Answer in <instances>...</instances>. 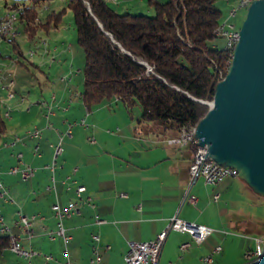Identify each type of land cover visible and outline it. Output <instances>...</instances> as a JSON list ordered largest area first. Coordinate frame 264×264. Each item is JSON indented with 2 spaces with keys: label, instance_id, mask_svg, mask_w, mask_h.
Segmentation results:
<instances>
[{
  "label": "crops",
  "instance_id": "1",
  "mask_svg": "<svg viewBox=\"0 0 264 264\" xmlns=\"http://www.w3.org/2000/svg\"><path fill=\"white\" fill-rule=\"evenodd\" d=\"M117 4L118 12L152 9L145 0H117ZM29 41L31 59L0 52V192L9 190L0 196V215L8 234L40 253L28 264H125L128 241L155 239L173 216L212 231L197 244L189 233L170 230L158 264H249L244 252L264 249L257 242L264 234V218L244 207L247 203L257 209L261 196L246 183L238 177L216 185L202 177L193 180L191 147L167 144L171 136L159 133L156 126L138 124L139 113H129L117 98L91 106L83 103L82 89L73 83L76 47L70 26L58 24L47 34L39 30ZM9 79L14 80L10 88ZM48 108L52 113L46 117ZM33 128L40 130L38 137L29 136ZM60 136L63 151L52 171L53 145ZM14 166L17 172H10ZM26 166L33 168V174L24 180L21 170ZM78 185L85 187L79 212L63 219L71 238L66 242L57 235L50 238L57 223L53 205L64 207L76 199ZM18 212L34 215L32 236L17 223ZM232 232L243 236L229 239ZM8 234L0 232L1 237ZM93 235H98L97 242ZM94 244L101 254L99 263L91 262ZM181 244L187 245L181 249ZM44 254L52 258L46 260ZM208 255L211 262L204 260ZM28 261L5 239L0 241V264Z\"/></svg>",
  "mask_w": 264,
  "mask_h": 264
},
{
  "label": "trees",
  "instance_id": "2",
  "mask_svg": "<svg viewBox=\"0 0 264 264\" xmlns=\"http://www.w3.org/2000/svg\"><path fill=\"white\" fill-rule=\"evenodd\" d=\"M50 1L13 0L4 6L17 11L13 26H21L31 40L60 21L62 12L40 16L39 9ZM67 1L84 53L81 99L86 106L117 98L132 113L138 105L137 123L156 126L167 137L206 113L208 105L201 101L212 100L232 57L210 42L218 37L222 18L216 0H147L154 14L118 12L107 0ZM9 40L18 47L15 36ZM4 239L9 244L0 236Z\"/></svg>",
  "mask_w": 264,
  "mask_h": 264
},
{
  "label": "water",
  "instance_id": "3",
  "mask_svg": "<svg viewBox=\"0 0 264 264\" xmlns=\"http://www.w3.org/2000/svg\"><path fill=\"white\" fill-rule=\"evenodd\" d=\"M238 33L195 138L208 158L236 168L238 178L264 196V0L249 4Z\"/></svg>",
  "mask_w": 264,
  "mask_h": 264
},
{
  "label": "built area",
  "instance_id": "4",
  "mask_svg": "<svg viewBox=\"0 0 264 264\" xmlns=\"http://www.w3.org/2000/svg\"><path fill=\"white\" fill-rule=\"evenodd\" d=\"M116 1V0H113ZM252 0H238L237 6H233L232 10L229 11V18L230 15H236L237 11L240 8L246 7ZM235 7V8H234ZM217 36L224 37L226 39L225 48L229 49L230 52H233L234 46L238 39V32L229 24V21L225 20L224 22L220 23V32H215ZM11 36H15L16 32L14 31L13 34H9ZM31 54V52H30ZM14 82L13 79L8 80L7 87L10 88V83ZM9 96L10 91H9ZM45 103V102H43ZM52 111L48 110L45 113L47 117L51 114ZM8 115V112L5 113ZM83 123V120H82ZM40 134V130L38 128H33L29 131V136L31 137H38ZM66 134H70V129L67 130ZM62 137L60 136L58 141L53 145V160L50 165L51 170L53 171L56 163L57 157L62 153L63 146H62ZM166 143L169 145H174L177 147H191L192 149V157L191 163L189 166V173L191 179L195 180L197 177H202L205 183L210 185H216L222 182L227 177H236L237 170L232 166H225L220 165L213 161L212 159L206 156V149L204 146H200L197 144V139L195 138V124L194 125H185L180 128L179 132L175 136L168 137L166 139ZM36 150V148H35ZM17 167L14 166L10 168V172H17ZM75 173V169L73 171ZM33 174V168L31 166H26L24 169L21 170V176L24 180L30 177ZM52 179H54L52 177ZM0 187H2L0 183ZM84 185H78L76 187V193L78 197L76 199H71L64 207H60L57 203L53 205L54 215L57 219L56 229L54 231L49 232V237L53 238L54 235L62 237L64 242L69 240L71 236L66 232V229L63 225V219L69 217L71 215L77 214L79 212L78 205L82 201V197L80 193L84 191ZM9 192L8 189L2 188L0 192V196H4ZM218 195H215L217 198ZM189 199L191 201L195 200L194 196H190ZM90 198H87V201L90 202ZM17 223L25 230L27 235L30 237L32 236V229L31 223L34 219V215H27L22 212H18ZM0 222L1 227L0 231L2 233L8 232L9 227L4 225L3 217L0 215ZM98 223L105 222L104 220H96ZM174 229L178 231H187L189 232L195 241L199 243L204 238H206L212 231V229L204 224H199L195 222H188L186 220L180 219L177 216L170 219V222L166 225V227L160 231L156 238L152 241H128V250L123 257L125 264H158L159 253L163 244V241L168 233L169 230ZM93 241L97 242L99 240L98 235H93ZM9 246L10 248L15 251L18 255L23 256L24 258H29L33 255L40 254L38 251L33 250L32 248L25 249L23 248L15 236L10 235L8 237ZM261 240V239H259ZM186 244H181L180 248H184ZM108 248L107 246L105 247ZM220 246L215 248V251H219ZM260 253V249L256 251V253ZM252 253H255L253 250H248L244 254L245 258L248 259ZM92 254L93 257L91 258L92 263H99L101 261V254L99 253L98 246L95 244L92 247ZM43 257L46 260H50L52 258L51 254H44ZM204 260L207 262L212 261V257L210 255L205 256ZM250 262V260L248 261ZM68 264V263H67Z\"/></svg>",
  "mask_w": 264,
  "mask_h": 264
},
{
  "label": "rangeland",
  "instance_id": "5",
  "mask_svg": "<svg viewBox=\"0 0 264 264\" xmlns=\"http://www.w3.org/2000/svg\"><path fill=\"white\" fill-rule=\"evenodd\" d=\"M13 0H0V17H3L5 16L6 14H13L15 12H17L16 10L14 11H6V7L4 6V3L7 2L8 4H10ZM108 1V4L114 8L116 11H119L121 10L119 5L117 4V0L116 1H113V0H107ZM147 1V0H145ZM232 2H234L232 4ZM228 3V2H227ZM226 1L224 0H216V4L218 5V7L221 9L222 11V18L219 22L218 25H220V23H222L226 18H228V12L230 11V9L233 7V6H236L237 5V0H230L229 3H231L230 5H227ZM228 3V4H229ZM4 10V12H3ZM246 10L247 8H241L237 11L236 15L233 17V18H230V19H227V21H229V24L230 25H233V28L235 30H239L244 18H245V15H246ZM52 11H54L55 13L56 12H62L61 13V16H60V21H59V26L60 24L61 25H64V26H70V29L74 32V45H75V49H76V59L74 61V72L76 71V80L73 82H78V86L80 87V90L82 89V86H83V73H82V68H83V65H84V53H83V50L82 48L77 44L76 42V30H75V25H74V21H73V13H72V10L71 8L69 7L68 5V1L67 0H51L49 3H45L40 9H39V14L40 16L44 19L46 18V16L51 13ZM4 13V14H3ZM142 13H147V14H154L153 12V9H151L150 11H143ZM225 13V14H224ZM17 16V14H16ZM225 18V19H224ZM16 19V17H15ZM15 22V20H14ZM13 22V23H14ZM13 23L11 25V28H10V31H11V34L14 33V31L16 32V35H15V40H16V44H18V48L14 47V42L10 41V37L11 35L7 34L6 36H8L7 38H2L1 37V32H0V52L3 54V55H8V56H12V57H17L18 56V52L19 51H22L23 54L25 55V58L27 59H31L27 54L30 52L29 49H31V42L27 39V36H26V33L22 30V27L21 26H18V28L16 29L14 26H13ZM57 24V25H58ZM50 29H53V27L51 26ZM217 29V27H216ZM215 29V30H216ZM18 32V33H17ZM43 34H46L44 33V31H42ZM3 35V34H2ZM5 36V34L3 35ZM212 44L214 45H217L218 47H225V43H226V39L224 37H216L214 39H212L210 41ZM33 49V48H32ZM32 54V53H31ZM13 85V82L11 84V86ZM10 86V87H11ZM10 94H13V93H10ZM22 100L24 99V96L20 97ZM205 104L208 105L209 107V103L210 101H201ZM50 110L52 111L51 108H48L46 110V112ZM134 113V116H137L138 113L140 114V107L138 105H135L133 106L132 108V114ZM50 115V114H49ZM127 116V114H126ZM128 118V116H127ZM62 146H63V142H62ZM261 202H259V204H257V209L255 208V206L253 205H247V203H244V207H246L248 210H250V212L252 214L254 213H257V215L261 218H264V196H261ZM252 209V210H251ZM257 211V212H256ZM175 217V216H173ZM172 217V218H173ZM170 222V220L168 221V223ZM167 223V224H168ZM166 224V225H167ZM166 227V226H165ZM164 227V228H165ZM171 230H174V229H171ZM170 231V230H169ZM168 231V232H169ZM175 231H178V230H175ZM1 232V231H0ZM9 232V231H8ZM8 232H4L6 234H8ZM181 232V231H179ZM183 232H187V231H183ZM2 233V232H1ZM189 233V232H187ZM190 234V233H189ZM11 234H8L7 236L9 237ZM191 235V234H190ZM235 235V236H234ZM209 236V235H208ZM207 236V237H208ZM236 236H243L239 233H236L234 234V232L230 233L229 235V239H233L234 237ZM263 236V237H261ZM191 237L193 238V236L191 235ZM206 237V238H207ZM156 238V237H155ZM166 238V237H165ZM204 238V239H206ZM203 239V240H204ZM261 239V240H259ZM154 240V239H153ZM165 240V239H164ZM194 242L197 243L195 241V239L193 238ZM202 240V241H203ZM152 241V240H151ZM202 241H200L199 243H201ZM19 242V241H18ZM139 242V241H138ZM258 242V246H261L262 244L264 245V234L260 235V237L258 238L257 240ZM164 243V241H163ZM197 243V244H199ZM10 244V243H9ZM8 244V247L10 248ZM21 245V244H20ZM163 245V244H162ZM187 245V244H186ZM22 246V245H21ZM219 246V245H217ZM216 246V247H217ZM23 247V246H22ZM215 247V248H216ZM254 247H256L254 245ZM24 248V247H23ZM162 248V247H161ZM185 248V247H184ZM184 248H181V249H184ZM11 249V248H10ZM26 249V248H25ZM29 249V248H28ZM258 249H260V247H258ZM12 250V249H11ZM13 251V250H12ZM215 251V250H214ZM248 251V250H246ZM246 251L244 252V254L246 253ZM254 251V250H253ZM15 252V251H14ZM161 252V250H160ZM16 253V252H15ZM17 254V253H16ZM262 254H264V249L261 248L260 249V253H252L250 255V257L248 259L245 258L246 261H249L248 262L249 264H257L260 262L261 264H264V258H262V260H260V257L262 256ZM18 255V254H17ZM160 255V253H159ZM20 256V255H18ZM211 256V255H210ZM22 258H24L23 256H20ZM32 257V256H31ZM26 259L27 261L30 259L29 258H24ZM29 263V261L27 262V264ZM242 264H245L244 262Z\"/></svg>",
  "mask_w": 264,
  "mask_h": 264
},
{
  "label": "bare ground",
  "instance_id": "6",
  "mask_svg": "<svg viewBox=\"0 0 264 264\" xmlns=\"http://www.w3.org/2000/svg\"><path fill=\"white\" fill-rule=\"evenodd\" d=\"M253 1V0H252ZM251 1V2H252ZM250 2V3H251ZM237 3H238V0H237ZM249 3V4H250ZM249 4L246 6V7H243V8H247L248 6H249ZM237 6V5H236ZM235 6V7H236ZM234 7V8H235ZM233 8H231L230 9V11L232 10ZM241 9V8H240ZM235 16V14L234 15H230V18H233ZM15 17H16V14H6L5 16H3V17H0V32L4 35L5 34V36L7 35V34H11V31H10V28H11V25H12V23L14 22V20H15ZM228 18H224L225 20H227V19H230L229 18V12H228V16H227ZM224 20V21H225ZM223 21V22H224ZM231 26H233V25H231ZM215 32H220V25H218L217 26V29L215 30ZM1 34V35H2ZM218 37H220V36H218ZM238 39H239V33H238ZM238 39H237V41H238ZM237 43V42H236ZM236 45V44H235ZM235 47V46H234ZM227 49V48H226ZM229 50V49H228ZM234 50V49H233ZM230 51V50H229ZM32 53V52H31ZM232 53L233 52H231V55H232ZM211 159V158H210ZM214 161V160H213ZM236 177H238V172H237V176ZM244 182V181H243ZM245 183V182H244ZM159 260V259H158Z\"/></svg>",
  "mask_w": 264,
  "mask_h": 264
}]
</instances>
